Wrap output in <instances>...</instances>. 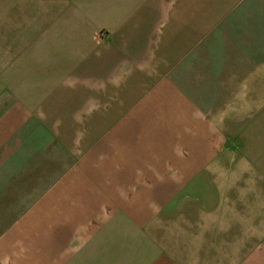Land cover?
Returning <instances> with one entry per match:
<instances>
[{"label":"crops","instance_id":"crops-1","mask_svg":"<svg viewBox=\"0 0 264 264\" xmlns=\"http://www.w3.org/2000/svg\"><path fill=\"white\" fill-rule=\"evenodd\" d=\"M43 26L6 74L0 264H264V0H82ZM47 136L76 159L49 189Z\"/></svg>","mask_w":264,"mask_h":264},{"label":"rangeland","instance_id":"rangeland-1","mask_svg":"<svg viewBox=\"0 0 264 264\" xmlns=\"http://www.w3.org/2000/svg\"><path fill=\"white\" fill-rule=\"evenodd\" d=\"M75 1H78L79 3L82 2V0H0V120L7 113L6 109H8L7 106H9V100L11 98V94H9L7 84H9V80L12 78V76L8 75L10 77V79L8 80L6 74L17 59V56L21 54L23 46L25 47L27 44L34 43L37 39H39L38 37L34 36L23 37L20 35H32L39 33L40 29L44 27L43 25L46 26L52 19H54V15L66 12L70 8L71 3ZM86 1L88 3L91 1L99 3L101 0ZM117 7L123 8V6L120 5H118ZM99 10L96 9L95 14H101V11ZM115 11L116 10H114L113 12ZM197 22L190 21V29H196L199 24L201 25V22ZM164 23L165 22L163 21H157L155 24L157 25V30L163 29L162 31L164 32ZM170 23L171 22H168V24ZM176 23L181 24L182 22H178L175 20L174 24ZM143 24L149 25V22L143 21ZM115 28L116 27L102 26L101 28L97 29V31H99L98 35L101 39L111 37L113 35V32L115 31ZM172 36L173 43L176 41L175 50L177 51V53H175V51L172 50V54L180 56L183 53L182 51L184 50L185 38L182 32L177 34L176 36ZM156 40L157 38L155 34L154 36L151 35L149 38V41H153V43H155ZM118 103L120 102H110V111L108 114H104L102 117H100L101 123L97 127L98 130L114 125V123L112 122L119 119L120 116L118 111H113V106ZM124 104L126 105V102H124ZM22 136L23 134L21 132L15 135V137H17V139L19 140L23 139ZM52 138L49 139L48 136L45 137V139L41 138L46 146L43 165L45 166L44 186L46 187V189L51 188L54 183L57 182V180L69 173L70 168L72 166L75 167L76 164V159L74 158V156L71 157L67 150L61 148L58 145L54 147L49 146L48 143L53 142ZM55 142L56 141H54V143ZM200 188V185H198L197 183L195 185V189L197 190ZM191 194L194 193L192 192ZM29 198L30 199L28 203H32L35 199V196L31 195ZM22 199L23 198L19 197L15 198V207L21 205L19 201ZM189 199L190 201H192V204H197L199 202V197L196 195L195 197L191 196Z\"/></svg>","mask_w":264,"mask_h":264}]
</instances>
